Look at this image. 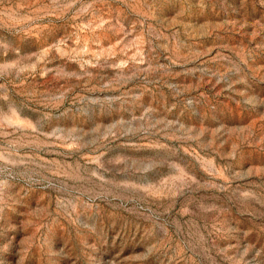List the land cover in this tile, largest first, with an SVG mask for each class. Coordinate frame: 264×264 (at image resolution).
Returning a JSON list of instances; mask_svg holds the SVG:
<instances>
[{
  "label": "rangeland",
  "instance_id": "rangeland-1",
  "mask_svg": "<svg viewBox=\"0 0 264 264\" xmlns=\"http://www.w3.org/2000/svg\"><path fill=\"white\" fill-rule=\"evenodd\" d=\"M0 264H264V0H0Z\"/></svg>",
  "mask_w": 264,
  "mask_h": 264
}]
</instances>
